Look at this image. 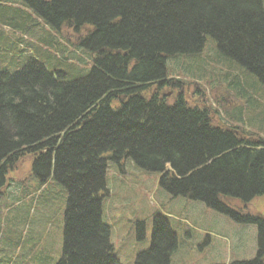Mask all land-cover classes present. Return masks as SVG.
<instances>
[{
  "label": "trees",
  "instance_id": "16d2710c",
  "mask_svg": "<svg viewBox=\"0 0 264 264\" xmlns=\"http://www.w3.org/2000/svg\"><path fill=\"white\" fill-rule=\"evenodd\" d=\"M18 2L19 23L2 22L7 31L0 37L6 43L18 35L25 54L19 71L0 70V201L11 171L33 156L34 191L26 186L22 197L28 195L36 225L29 232L31 264H122L103 201L112 196L109 163L125 160L159 174L171 200L200 202L257 227V256L229 264H264V215L239 207L264 198V140L216 124L217 110L190 106L181 93L173 100L163 93L185 85L173 79L169 64L200 56L209 39L220 57L264 87V0ZM36 209L43 215L35 216ZM152 220L151 247L134 264H171L178 235L161 213ZM11 222L24 225L18 216ZM137 227L142 241L146 225ZM49 239L58 243L55 252ZM7 243L22 244L19 238Z\"/></svg>",
  "mask_w": 264,
  "mask_h": 264
},
{
  "label": "rangeland",
  "instance_id": "374dc122",
  "mask_svg": "<svg viewBox=\"0 0 264 264\" xmlns=\"http://www.w3.org/2000/svg\"><path fill=\"white\" fill-rule=\"evenodd\" d=\"M18 9H24L18 0H0V37L2 32L7 31L1 27L2 22L19 23ZM10 28L8 30L12 31ZM37 28L42 30L45 27L40 22ZM40 37L41 33L37 34L33 42ZM17 38L18 35H14L6 43L0 42L2 71L16 72L24 66L25 54L16 46ZM27 39L30 41L32 37L28 36ZM69 48L75 50L74 46ZM54 50L52 46V53ZM40 60L47 67L50 66L44 56H40ZM74 64L76 67L83 65L79 60L74 61ZM83 69H90V66L84 65ZM169 71L174 80H181L185 84L163 92L170 93L171 100L181 93L190 106H206L212 111L217 110L216 124L221 122L237 126L264 140V87L235 62L220 57L215 41L209 39L200 56L169 64ZM240 90H247L248 94ZM33 159V156L23 158L7 177L8 186L0 201V214H5L0 217V264L32 263L35 249H28L29 232L36 231V225L31 223L29 210L32 209L29 200H25L28 195L24 199L22 197L26 186L31 185L29 188L34 191L32 179L29 178ZM159 179V174L142 171L129 160L120 165L109 163L107 185L112 196L103 201V219L112 227L115 254L122 264H134L136 256L151 247L152 218L156 213L169 217L179 238L180 245L171 264H229L257 256V227L237 223L200 202L183 198L171 200L160 189ZM17 198L24 202L19 203ZM25 201L28 206L19 207ZM239 207L244 211L249 209L253 215H264V198ZM14 208L20 209L12 210ZM34 215L43 213L36 209ZM15 216H18L23 226L13 228L11 221ZM138 222L146 225V235L142 241L138 239ZM9 231L10 239L6 238ZM59 236L62 251V234L57 235V242ZM18 238L22 244L15 248L7 243ZM49 242H52L49 248H54L55 252L58 243L50 239Z\"/></svg>",
  "mask_w": 264,
  "mask_h": 264
},
{
  "label": "water",
  "instance_id": "95a60500",
  "mask_svg": "<svg viewBox=\"0 0 264 264\" xmlns=\"http://www.w3.org/2000/svg\"><path fill=\"white\" fill-rule=\"evenodd\" d=\"M170 96V93L168 94V97Z\"/></svg>",
  "mask_w": 264,
  "mask_h": 264
}]
</instances>
